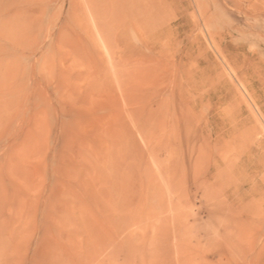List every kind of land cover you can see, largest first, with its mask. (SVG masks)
<instances>
[{"label":"rangeland","instance_id":"rangeland-1","mask_svg":"<svg viewBox=\"0 0 264 264\" xmlns=\"http://www.w3.org/2000/svg\"><path fill=\"white\" fill-rule=\"evenodd\" d=\"M131 2L0 0V264H264V0Z\"/></svg>","mask_w":264,"mask_h":264},{"label":"bare ground","instance_id":"bare-ground-1","mask_svg":"<svg viewBox=\"0 0 264 264\" xmlns=\"http://www.w3.org/2000/svg\"><path fill=\"white\" fill-rule=\"evenodd\" d=\"M127 1H128V0H127ZM146 1H147V0H146ZM132 2H133V0H132ZM132 2H131V3H132ZM146 4H147V2H146ZM90 5H91V4H90ZM121 5H122V7H123V3H121ZM133 5H134V3L130 5V7H131L130 11H131L132 13L134 12V10L132 9V8H133V7H132ZM136 5H137V3H136ZM124 6H125V5H124ZM148 9H150V8H148ZM146 10H147V9H146ZM96 11H97V10H96ZM158 11H159V10H158ZM155 12H157V11H155ZM94 13H95V11H94ZM96 13H97V12H96ZM150 13H151V12H150ZM133 14L135 15L136 13L134 12ZM149 16L151 17V15H149ZM153 16H155V15H153ZM193 168H194V167H193ZM198 171H199V170H198Z\"/></svg>","mask_w":264,"mask_h":264}]
</instances>
